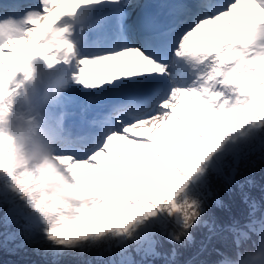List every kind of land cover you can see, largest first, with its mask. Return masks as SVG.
I'll list each match as a JSON object with an SVG mask.
<instances>
[{"label":"snow or ice","instance_id":"snow-or-ice-1","mask_svg":"<svg viewBox=\"0 0 264 264\" xmlns=\"http://www.w3.org/2000/svg\"><path fill=\"white\" fill-rule=\"evenodd\" d=\"M165 2L164 15L134 25L124 11L132 0H38L0 14V33H11L0 40V228L18 225V247L95 251L112 264L133 245L154 244L166 229L158 213L178 214L187 234L201 214L180 198L188 181L218 151L264 138V44L250 47L264 31V0ZM34 58L48 69L74 62L71 82L97 110L76 134L63 113L41 116L52 122L44 130L53 163L18 172L4 125ZM246 229L239 238L251 232L264 243V218ZM255 247L238 242L222 264H246Z\"/></svg>","mask_w":264,"mask_h":264},{"label":"trees","instance_id":"trees-1","mask_svg":"<svg viewBox=\"0 0 264 264\" xmlns=\"http://www.w3.org/2000/svg\"><path fill=\"white\" fill-rule=\"evenodd\" d=\"M254 146V143L252 144ZM258 148V147H256ZM255 154L257 155V168L254 174L256 181V189L250 190L249 187L240 186L237 188L238 197L236 198V202L241 205L246 210L253 209L254 204L251 202V194L256 193L257 196H262L261 193H264V152L262 149H258ZM254 153V149L250 150ZM249 169L251 165L248 164ZM222 204L220 207H217L215 212L208 210L205 208V213H209L210 216L203 215L204 217L212 220V225L214 227L213 230L219 228L221 225L230 222V219H237V215L235 213L234 207L229 203L228 198L224 197V193L221 192ZM263 199V197H262ZM264 203V200H262ZM201 211V210H200ZM202 214V211H201ZM212 232V230L208 229V226L201 225L199 221L198 226H191V230L189 234L193 236V238L187 242L185 237L186 234H179L181 239V244H170L167 243L166 248L161 249L164 253L165 263L172 261L173 257L177 260L185 261L189 256L193 253L198 252L202 249V246L205 243L206 234ZM215 236H212L210 242L215 240ZM0 240H2L0 238ZM25 247V246H24ZM161 248V246H159ZM207 246H205L202 251ZM42 253V251H39ZM170 253H172V257H170ZM209 254L208 250H205L203 256L206 257ZM49 261H45L43 258L36 255L35 251L28 249L24 250L22 247H18L14 244L8 243L6 240H3V247H0V264H81L77 262H72L73 259L78 260V256H73L70 261H65L63 258H48ZM93 259V256H92ZM199 259H194L192 264H198ZM147 262L152 263L156 261V258L148 259L144 261V264Z\"/></svg>","mask_w":264,"mask_h":264},{"label":"clouds","instance_id":"clouds-1","mask_svg":"<svg viewBox=\"0 0 264 264\" xmlns=\"http://www.w3.org/2000/svg\"><path fill=\"white\" fill-rule=\"evenodd\" d=\"M19 127L15 114L11 112L8 116L7 124L4 125V131L11 135L14 140L13 161L18 172L25 170L38 169L53 163L52 156L49 152L37 154L26 146L22 137H18L15 132ZM60 185L55 180H50L47 190L52 193H58ZM246 264H264V243H258L254 250H246L244 253Z\"/></svg>","mask_w":264,"mask_h":264},{"label":"rangeland","instance_id":"rangeland-1","mask_svg":"<svg viewBox=\"0 0 264 264\" xmlns=\"http://www.w3.org/2000/svg\"><path fill=\"white\" fill-rule=\"evenodd\" d=\"M220 152H226V151L224 149H222V150H220ZM154 166H156L157 168L161 167L158 164H154ZM197 178L200 181V187H203L204 181H203L202 175H198V176L196 175V179ZM187 187H186L185 191L181 194L180 198H183L184 196H187L189 199L197 201V199L194 197V195H192L191 190L188 189L189 187L188 188ZM205 195H207V193H205ZM257 226H259V224ZM168 239L171 240L172 238L169 236ZM150 248L154 249V250L149 251L148 249H150ZM132 252H134V253L142 256V257L143 256H147V255H153L155 253V241H154V244H152L150 242L148 245H133L132 247H130L128 249V251L126 253L122 254L118 258H114L113 261H112V264H128L130 262L131 258L133 257ZM170 255H173V254L170 253ZM104 264H108V261H106V263H104Z\"/></svg>","mask_w":264,"mask_h":264}]
</instances>
